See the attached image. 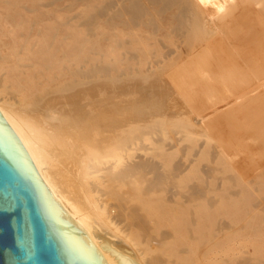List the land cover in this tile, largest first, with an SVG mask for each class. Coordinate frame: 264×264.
Wrapping results in <instances>:
<instances>
[{"label":"bare ground","instance_id":"6f19581e","mask_svg":"<svg viewBox=\"0 0 264 264\" xmlns=\"http://www.w3.org/2000/svg\"><path fill=\"white\" fill-rule=\"evenodd\" d=\"M248 78L264 0H0V115L105 264H264V106L260 174L213 123Z\"/></svg>","mask_w":264,"mask_h":264},{"label":"water","instance_id":"95a60500","mask_svg":"<svg viewBox=\"0 0 264 264\" xmlns=\"http://www.w3.org/2000/svg\"><path fill=\"white\" fill-rule=\"evenodd\" d=\"M0 264H105L0 115Z\"/></svg>","mask_w":264,"mask_h":264},{"label":"rangeland","instance_id":"374dc122","mask_svg":"<svg viewBox=\"0 0 264 264\" xmlns=\"http://www.w3.org/2000/svg\"><path fill=\"white\" fill-rule=\"evenodd\" d=\"M259 64H260V62H259ZM257 66H258V68L260 67V65H257ZM248 79L242 80L243 83H246L247 84L246 85V88H245L246 92H244L245 90L243 88V90H240V91H237L236 90L233 93H231L230 95H228L229 97L227 98V100H230V99L232 100V103L228 107L222 108L221 105L223 104V102L216 103L217 101H219L220 99H223L226 96L223 93H218L216 95V97L214 96L209 102H208L205 94L201 96V98L204 99L205 102L207 101L208 104H210V103L213 104L215 102V104H216L217 107H221V108H219V110H221V112L219 113V115L217 117H215L213 119V123L216 126L219 125V127L222 128L221 130H223L224 131V134H225L224 136L222 135L220 137L221 140L220 139L219 140L221 142L218 141V145H220V147L222 149L228 151V154H230V156L228 155V159H229L230 163L234 167L236 166L235 167L236 169L239 170V168L237 166H240L241 167L243 165L242 168H240L241 170H239L240 173H238V171L235 168H234L235 170L234 169L232 170L233 173L238 174V175L239 174L241 175V176L240 175L239 176L237 175L238 177H240V179H244V178H246L247 176L250 175L249 172L247 174V170H249L247 168L248 167L247 164L249 165V167L253 166L255 168L253 171L252 170L251 171L249 170L252 175L254 173L260 174V159L258 160V158L260 157L259 156L260 155V116L259 115H260V108H262L264 106V92H259L260 91V85H259L260 83L256 82L257 80H259V82H260V73L255 76V79H254V80H256L255 82H254V80L252 78H248ZM250 80H253V81H250ZM262 80H264V78ZM238 82L240 83L241 81L238 80ZM247 82H249L250 84L247 83ZM181 83L182 82H180L179 84H181ZM248 84L251 85V86H249ZM253 86L255 87V89L252 88ZM179 88H180V90L182 92L184 91V87L182 88V85H179ZM256 90H257L258 93L256 92ZM249 92H251V93L249 94ZM244 93H246V95ZM235 95L237 97H239V98H237ZM233 96H235L236 98H234ZM134 98H136V97H134ZM164 98L162 99V101H163V107L160 108V109H155L154 107H151L149 104L146 105V106L137 105L135 107L137 116L140 115V116L145 117L146 120H150V119L152 120L154 118L155 119L156 118H159L160 116H161L160 118H164L165 117L167 119L168 118H171L172 119V118H177L179 116L181 117V115L183 117L184 116L187 117V114H188L189 117L190 116L193 117V115L196 116L198 114L197 109H194L193 108L194 104H191L189 101H188L189 104L187 105L185 103L186 104L185 105L186 107L185 106L183 107V104L181 103L182 104V106H181V104L179 102H177L176 103L177 105H176L175 102H174V98H170L169 101H166L168 99L164 100ZM178 98L180 100L179 99H176V101L178 100L180 102H183L184 99H181L180 96ZM198 98H200V97L195 96L194 98H192L190 100H193V99L194 100H197ZM242 99H244V100H242ZM171 100H172V102H171ZM237 100H239V101H237ZM164 101L168 102V103H166L167 105H164L165 104ZM205 102H202V103H205ZM169 105L170 106L173 105V106L170 107ZM174 105L176 107L179 106L178 108H176L177 110L174 109L175 108ZM166 108H169V109H166ZM179 108L181 109L180 112L178 110ZM184 109H187L188 111H186ZM190 113H191V115H190ZM183 114H186V115H183ZM173 115H174V117H173ZM149 116H151V117H149ZM166 116H168V117H166ZM234 126H235V128H234ZM228 130H229V132H228ZM231 131L233 133H231ZM216 138H217V136H216ZM247 138H248V140H247ZM252 141H253V143H252ZM226 143H227V145H226ZM245 146H247L246 148H248V149H246ZM243 148H245L246 150L243 149ZM242 151H243V153H242ZM236 152L239 155H237ZM244 153H247L246 154L247 156H245ZM253 155H255V157ZM253 161H255V162L253 163ZM238 162H242V163H238ZM244 165H246V166H244ZM241 172L243 174H241ZM259 207L260 206H258V208Z\"/></svg>","mask_w":264,"mask_h":264}]
</instances>
